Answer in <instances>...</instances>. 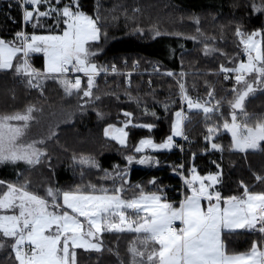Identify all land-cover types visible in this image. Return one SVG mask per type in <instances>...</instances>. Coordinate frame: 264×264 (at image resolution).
Returning a JSON list of instances; mask_svg holds the SVG:
<instances>
[{"label": "snow or ice", "instance_id": "snow-or-ice-1", "mask_svg": "<svg viewBox=\"0 0 264 264\" xmlns=\"http://www.w3.org/2000/svg\"><path fill=\"white\" fill-rule=\"evenodd\" d=\"M17 3L23 9L25 29L16 32L11 40L0 37V71L24 78L27 87L42 96L44 83L49 79L56 81L65 96H75L79 101L76 111L68 112L66 119L83 114L90 103L101 100L95 92L99 90L97 79L102 74L131 75L122 73L115 64L96 62L109 39L99 24V6L94 16L83 10L80 0H22V3L17 0ZM249 9L264 15V0L258 3L250 0ZM42 20H51L54 27L45 33L38 32V28L44 27ZM195 23L199 25V18H195ZM28 25L32 32L26 30ZM196 31L203 35L199 27ZM234 32L247 60L237 62L233 58L229 61L233 66L221 64L214 73L226 81L234 79L233 99L224 101L230 109V119L225 118L222 100L216 99L214 89L207 90L203 102L200 97L193 99L183 81L186 73L180 72V79L176 80L179 99L162 105L166 114L171 112L169 134L160 140L151 135L157 128L156 121L164 119L156 111L146 110L151 121L138 124L133 122L134 113L123 111L125 119L120 126L107 123L104 127L106 138L127 150L131 129H144L149 135L132 145L122 164L105 169L95 157L73 155L72 162L81 170V179L83 169L87 168L103 173L101 179L105 184L74 183L66 187L48 184L41 192L33 190L29 181L0 180V251L9 252L14 264H79L78 250L102 252L105 233L127 232L136 234L128 248L129 264H264V192H252L241 181V195L225 196L218 187L223 176L219 163L213 161L216 170L203 175L195 167V153H191L193 162L187 167L184 162L172 165L183 179L182 199L178 202L167 197V190L156 178L148 182L155 190L136 184L133 191L129 180L131 166H160L156 153L184 151L176 138L189 140L185 131L188 116L183 107L173 110L179 101L188 109L204 113L206 135L202 139L206 149L223 152V145L217 142L221 128L230 133V147L236 151L247 153L264 144V118L250 125L244 111L246 97L257 88L264 90V26L246 31L237 25ZM152 35L155 38L161 32L154 27ZM212 39L199 41L204 45L203 54L226 55L208 43ZM36 54L43 56V70L31 62ZM124 66L127 67L126 61ZM135 66H139V61ZM165 74L177 76L173 71ZM114 98L120 99L119 95ZM136 103L142 101L136 99ZM237 110L245 117L242 122L237 120ZM42 112V108L30 105L23 113L0 115V165L33 167L46 162L49 170L54 171L46 144L56 136L55 128L46 138L23 139L29 122L37 120L34 113ZM96 115L99 119L106 118L99 110ZM212 116H218L220 122L208 124ZM256 179L264 181V177ZM128 192H132L130 197L126 196ZM231 235L257 238L249 250L235 253L228 250Z\"/></svg>", "mask_w": 264, "mask_h": 264}, {"label": "trees", "instance_id": "trees-1", "mask_svg": "<svg viewBox=\"0 0 264 264\" xmlns=\"http://www.w3.org/2000/svg\"><path fill=\"white\" fill-rule=\"evenodd\" d=\"M80 3L86 13L94 16L99 6V24L109 37L96 62L115 64L122 73L131 75L102 74L97 79L99 90L95 92L101 100L90 103L83 114L66 119L68 112L76 111L79 101L75 96H65L56 81L49 79L44 83L42 96L36 89L28 88L24 78L0 71V115L23 113L30 105L43 109L42 113H34L37 120L30 122L23 139L31 141L44 138L51 128H56V136L46 144L54 171L49 170L46 162L33 167L23 164L0 165L1 180L13 183L32 181V184L37 178V181H42L35 190L41 192L48 184H59L61 187L74 183L105 184L101 179L103 173L87 168L83 169L81 179V170L73 165V155L95 157L105 169L122 164L132 145L149 135L147 130L131 129L127 150L106 138L104 127L107 123L120 126V122L125 119L121 114L123 111L134 113L133 122L137 124L151 121L146 110L156 111L164 119L156 121L157 128L151 135L160 140L169 134L171 112L166 114L162 105L179 99L176 80L180 79V72L186 73L183 81L193 99L200 97L203 102L207 99V90L214 89L216 99L222 100L221 110L225 118L230 119V109L224 101L233 99L231 89L234 79L226 81L222 75L214 73L218 72L219 65L231 67L233 65L229 61L233 58L239 62L246 57L235 35V26L239 25L246 31L264 26V15L250 11V0H80ZM22 11L17 0H0V37L11 40L16 32L25 29ZM195 18H199V25L195 23ZM41 23L44 27L38 28V32H46L54 27L51 20H42ZM154 27L161 32L155 38L152 35ZM197 27L203 35L196 31ZM137 29L143 32L138 34ZM26 30L33 31L31 25ZM193 36L198 39H191ZM210 37L214 39L208 40V43L226 55L203 54L204 45L199 41ZM125 61L127 67L124 66ZM136 61H139V66H135ZM32 63L43 70L42 54L34 55ZM167 71H173L177 76L169 77L165 74ZM81 77L85 79L83 75ZM115 95H119L120 99H115ZM136 99L142 103L138 105ZM179 107L186 109L187 106L179 101L173 110H179ZM97 110L103 112L106 118L99 119ZM244 111L248 114L250 125L264 118V90L257 88L248 95L244 101ZM187 112L185 131L189 140L182 143V138L177 139V143L184 144V151L173 149L156 153L160 166H131L129 180L133 191L136 184H142L146 190L151 189L148 182L156 178L161 187L167 190V197L178 202L182 199V179L171 166L184 162L187 167L193 162L191 153H195L194 164L202 175L216 170L213 161L221 165L222 184L218 187L225 196L241 195V181L252 192H264V181L256 179L257 176L264 177V144L247 153L236 151L230 147V133L221 128L217 142L223 145V152L206 149L202 139L206 135L204 113L202 110ZM244 119L240 110H237V120L242 122ZM219 122L218 116H212L207 123ZM107 186L110 187V183ZM131 195L132 192L126 194L128 197ZM256 238L255 235H231L228 237V250L245 252ZM135 239L134 233H105L104 250L99 253L78 250L79 264H120L121 260L129 264L128 248ZM0 264H14L9 252L0 251Z\"/></svg>", "mask_w": 264, "mask_h": 264}, {"label": "rangeland", "instance_id": "rangeland-1", "mask_svg": "<svg viewBox=\"0 0 264 264\" xmlns=\"http://www.w3.org/2000/svg\"><path fill=\"white\" fill-rule=\"evenodd\" d=\"M40 33H45V32H40ZM246 56V55H245ZM247 60V57H245V59H244V61H246ZM32 62V61H31ZM247 78V77H246ZM188 110H198V109H188L187 107H186V109H185V114H187L188 112ZM31 122V121H30ZM30 122H29V124H30ZM239 122V121H238ZM14 123H16V122H14ZM52 129V128H51ZM50 132V131H49ZM55 132H56V128H55ZM48 135H49V133L47 134V136L46 137H48ZM46 137H44V138H46ZM40 139V138H39ZM177 139H180V138H176V140ZM251 150V149H250ZM143 166V165H142ZM201 174V173H200ZM202 175V174H201ZM1 180V179H0ZM42 180H39L38 179V181H37V178L34 180V182L31 184V182H30V187L33 189V190H35V188L36 187H38V186H40L41 184H40V182H41Z\"/></svg>", "mask_w": 264, "mask_h": 264}, {"label": "built area", "instance_id": "built-area-1", "mask_svg": "<svg viewBox=\"0 0 264 264\" xmlns=\"http://www.w3.org/2000/svg\"><path fill=\"white\" fill-rule=\"evenodd\" d=\"M128 74V73H127ZM131 74V73H130ZM79 75H83V74H79ZM20 82H22V80H20ZM184 142H186V141H184L183 139H182V143H184ZM183 146H184V144H183ZM181 179H182V177H181ZM182 185H183V179H182Z\"/></svg>", "mask_w": 264, "mask_h": 264}, {"label": "crops", "instance_id": "crops-1", "mask_svg": "<svg viewBox=\"0 0 264 264\" xmlns=\"http://www.w3.org/2000/svg\"><path fill=\"white\" fill-rule=\"evenodd\" d=\"M174 202V201H173ZM241 253H243V252H241Z\"/></svg>", "mask_w": 264, "mask_h": 264}, {"label": "water", "instance_id": "water-1", "mask_svg": "<svg viewBox=\"0 0 264 264\" xmlns=\"http://www.w3.org/2000/svg\"><path fill=\"white\" fill-rule=\"evenodd\" d=\"M247 98V97H246Z\"/></svg>", "mask_w": 264, "mask_h": 264}]
</instances>
